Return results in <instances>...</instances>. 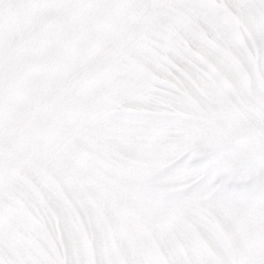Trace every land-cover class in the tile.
<instances>
[{
	"label": "snow or ice",
	"instance_id": "snow-or-ice-1",
	"mask_svg": "<svg viewBox=\"0 0 264 264\" xmlns=\"http://www.w3.org/2000/svg\"><path fill=\"white\" fill-rule=\"evenodd\" d=\"M0 264H264V0H0Z\"/></svg>",
	"mask_w": 264,
	"mask_h": 264
}]
</instances>
